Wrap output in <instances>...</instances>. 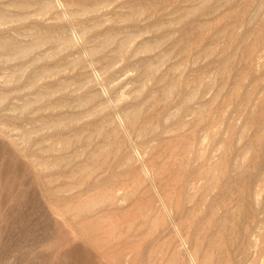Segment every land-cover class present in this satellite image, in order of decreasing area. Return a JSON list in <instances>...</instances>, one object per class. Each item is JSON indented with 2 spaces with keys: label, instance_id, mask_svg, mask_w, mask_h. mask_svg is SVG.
<instances>
[{
  "label": "rangeland",
  "instance_id": "1",
  "mask_svg": "<svg viewBox=\"0 0 264 264\" xmlns=\"http://www.w3.org/2000/svg\"><path fill=\"white\" fill-rule=\"evenodd\" d=\"M0 264H264V0H0Z\"/></svg>",
  "mask_w": 264,
  "mask_h": 264
}]
</instances>
